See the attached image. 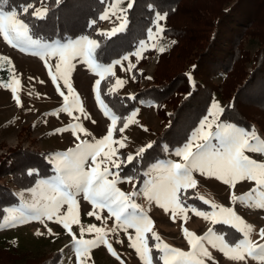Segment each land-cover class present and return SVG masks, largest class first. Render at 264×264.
Wrapping results in <instances>:
<instances>
[{"label": "snow or ice", "instance_id": "obj_1", "mask_svg": "<svg viewBox=\"0 0 264 264\" xmlns=\"http://www.w3.org/2000/svg\"><path fill=\"white\" fill-rule=\"evenodd\" d=\"M56 2L59 3V0ZM121 2L122 0H115V3L110 4L113 15H115V4ZM9 5L10 0H0V37L11 47L37 56L44 62L49 79L56 86L59 96L63 98V106L50 115L67 113L77 121L70 128L57 129V132L70 130L79 141L74 149L50 154L48 162L53 167L55 175L51 180L41 181L47 186V190L40 193L41 202L32 206L31 215H27L23 209H6L9 221L12 223L37 221L42 224L52 221L62 225L72 238L78 264H85L90 251L99 246L106 247L107 251L119 260L120 257L107 239L109 233L115 235L118 230L127 235L128 246L135 250L143 264H154V261L155 264H159L160 261L162 264H205L204 258L212 259L205 244L220 251L233 261H244L248 257L256 260L258 264H264V244L253 245L249 239L251 226L246 224L233 208L212 204V211H203L194 204L186 203L189 199L188 189L194 188L196 185L193 174L198 172L201 175L216 178L232 190L240 182H254L255 186L247 193L236 196L234 191L231 192L230 200L234 204H243L246 200L254 198L255 206L264 210V163L257 162L245 154L246 152L264 154V142L259 141L257 134L231 123L220 122V116L225 109L213 102L199 121V126L191 132L182 146L171 153L180 158L179 162L158 161L151 166V172L142 173L148 177L143 182L144 196L149 201H155L156 205L163 208L165 212L171 211L175 217L177 210L181 214L191 211L205 221L210 220L213 225H223L234 229L241 233L243 238L230 242L226 239L227 232L217 234L211 227L202 236L183 229L190 247V251L185 252L164 243L155 232H151L150 238L146 237L145 234L150 231L149 225L152 221L133 202L132 197L137 194L136 191L125 193L116 185L118 182H131L136 178L133 176L121 177L120 170L125 164H132L137 159H142L143 154L152 147V144L149 143L141 147L135 154L121 157L119 149L126 145L124 138L116 139L115 134H122L129 127V121L135 122L133 117L136 115V111L122 117L101 98V82L113 74V65H120L125 71H131L135 67L129 63L126 69L123 68L122 61H129V55H123L105 66L94 60L93 53L99 46L97 40L88 35L61 43L42 42L39 38L33 37L30 24L22 17L31 15L36 19H44L47 16V9H37L30 2L20 7ZM133 5L134 0H129L128 9H131ZM148 8L155 14L153 27L155 35L159 36L164 31L159 22L166 19V16L155 12V7L152 4H149ZM125 11L127 10L121 9L122 13ZM107 18L108 9L100 19ZM123 26L121 25V28ZM119 30L114 29L111 33L101 32L99 35H114ZM147 35L149 41L155 39L152 28L147 30ZM153 47H157V45L153 43ZM146 50L147 42L141 40L137 50L131 55L139 59L142 58V53ZM158 50L164 52L165 48L160 46ZM53 59L55 63L50 62ZM0 61H2L0 68L7 63L9 71H11L10 61L7 57H0ZM77 61L88 64L90 70L99 77L95 81V99L103 115L110 122L106 135L91 141L81 139V133L84 136L91 134L79 123L81 116L73 115L74 112H79L84 119L88 118L83 107L80 106L79 97L69 80V74L75 66L74 62ZM189 79L191 80V76ZM19 83L20 81L14 75L11 83L0 81V85L11 90L17 106L22 107L17 96L16 86ZM115 84L121 85L123 81L117 79ZM113 92L114 87L110 85L105 94ZM130 98L135 99L134 96ZM213 140L216 143H213ZM117 145L118 147H116ZM28 174L36 175L37 171L30 169ZM73 187L78 192H82L84 200L91 204L92 210L87 215L95 217L105 225L107 219L114 218L115 222L112 228L97 227L96 225H89L87 229L81 227L79 237H77L71 229L72 224L80 223L76 216L77 201L73 193L68 191ZM196 198L203 200L202 197ZM203 203L208 204L209 202L203 200ZM63 205H67L66 212L61 210ZM105 209L109 214L108 218L99 214ZM130 230H134V234ZM48 231L51 232V229ZM85 232L94 234L93 238L85 239ZM37 235L40 233L38 232ZM259 235L261 239H264V229L260 230ZM149 239L155 243L150 244ZM153 248L158 254V261L152 255ZM121 264H123L122 261Z\"/></svg>", "mask_w": 264, "mask_h": 264}, {"label": "trees", "instance_id": "obj_2", "mask_svg": "<svg viewBox=\"0 0 264 264\" xmlns=\"http://www.w3.org/2000/svg\"><path fill=\"white\" fill-rule=\"evenodd\" d=\"M109 1L59 0L57 3L56 0H10L9 6L20 7L30 2L37 9H47L44 19L31 15L22 17L30 24L33 37L42 42L82 35L96 39L99 47L93 56L101 63L123 56L147 38V30L154 28L155 18L154 12L149 11V4L154 5L155 12L166 16L159 22L164 29L165 51L156 52V68L151 83L144 88L137 87L130 95L105 94L112 76L102 81L100 86L101 98L122 117L128 116L139 101L148 99L155 103L157 114L168 119L151 140L152 147L147 149L142 159L125 164L120 170L122 177H136L134 188L144 179L143 169L163 156V144L172 149L183 143L206 114L215 96L226 99L221 106L225 111L220 121L253 128L254 115L264 119V0H134L133 7L128 9L127 6V11L123 12L124 27L114 35L102 36L99 35L103 32L100 30L103 22L100 17ZM247 35H254L259 43L252 54L243 44ZM148 51L143 52L140 62L144 61ZM247 61L251 64L246 71L244 64ZM133 72L136 73L135 70ZM216 74L223 75L219 83H215ZM6 76L4 73L1 77L4 79ZM132 96L135 99H131ZM164 104L169 105V112H165ZM263 119L261 125L264 129ZM48 161L45 150L20 146L1 155L0 221L8 207L20 203L12 185L26 189L38 179L49 176L53 167ZM30 169L36 170L37 174L29 175ZM4 176L7 179H3ZM191 191L194 192L193 188ZM190 198L199 202L196 195ZM149 243L154 244V241L149 239ZM0 254L3 257L1 264H57L61 255L58 249L32 254L18 247L15 240L2 235ZM152 255L158 261L154 248Z\"/></svg>", "mask_w": 264, "mask_h": 264}, {"label": "rangeland", "instance_id": "obj_3", "mask_svg": "<svg viewBox=\"0 0 264 264\" xmlns=\"http://www.w3.org/2000/svg\"><path fill=\"white\" fill-rule=\"evenodd\" d=\"M128 2L129 0H122L121 3H116L115 15H113V9L110 8V4L115 3V0H110L101 13V15H103L105 10L108 9V18L103 19L100 30L105 33H111L114 29H122L124 26L121 28V25H125V17L121 9H125L128 6ZM153 34L155 37L153 41L148 40V35L144 40L147 42V49L150 51L145 55L144 61L140 62L141 58L138 59L131 55V53L137 50L138 44L134 50L124 54L129 55V61H122L124 69L127 68L129 63L135 66L131 71L123 70L120 65H113V74L111 75L112 82L110 85L114 87V92L130 95L137 87L144 88L151 83V78L156 68V52L160 46L165 45V38L162 33L156 36L155 28H153ZM79 37L80 36L67 38L65 40H54L47 43L67 42L68 40L77 39ZM153 43H155L157 47H153ZM243 44L249 53L252 54L259 43L254 35H247ZM0 57H7L11 66V71H9V64L7 63L4 64V67L0 68V81L11 83L13 75L20 81L18 86H14L17 87V96L22 104V107H18L12 96L11 90L5 89L0 85V157L8 150L19 146L45 150L48 159L52 153H62L69 149H74L79 141L72 135V132L70 130L57 132V129H68L77 121L67 113L50 115V113L57 111L63 106V98L59 96L56 91V86L49 79L44 62L37 56L21 52L11 47L2 37H0ZM50 62L55 63V60L53 59ZM109 63L110 62L103 64L107 66ZM250 64L251 61H247L244 64L246 71L249 70ZM74 65V68L69 74V80L79 97L80 106L83 107L84 113L87 114L88 118L84 119L79 112H74L73 115L81 116L79 123L91 134L89 136H84L83 133H81L80 137L81 139H87L89 141L102 138L106 135L107 127L110 122L103 115L95 99V81L99 79V77L90 70L88 64L82 61L74 62ZM172 65L174 64L172 63ZM3 70L6 71L3 72ZM133 70H135L136 73H134ZM4 73H7V76L3 79L1 76ZM222 76L221 74H216L214 77L215 83H219L223 79ZM117 79L122 80L123 84L116 85L115 81ZM41 81H43V83H41ZM220 89L221 88H219V90ZM213 102L218 103L221 107L226 102V99L215 96L212 100V103ZM163 108L165 112H169L170 110L167 104H164ZM133 111H136V115L133 117L135 122L129 121V127L125 129L122 134H115L116 139L123 137L126 145L124 148L119 149L121 157L135 154L141 147L148 145L155 134L160 132L168 121L167 118L160 117V115L157 114L156 105L152 100L143 99L139 101V104L130 114ZM253 118L255 120L253 128H245L235 123L231 124L250 132L254 131L259 141L264 142V129L261 125L263 118L259 115H254ZM93 121H95V123H93ZM199 121L189 132L183 143L172 149H168V147L163 144V156L146 166L142 173L151 172V166L155 165L158 161L171 160L179 162L180 158L171 153H174L179 146L185 143L191 135V132L199 126ZM220 122L229 123L225 121ZM145 129H147V131H145ZM213 143H216V141L213 140ZM116 147H118V145ZM245 154L249 155L250 158L255 159L257 162L264 163V154L262 153L246 152ZM54 175L55 172L53 171L49 176L38 179L32 186L26 189L12 185L13 192L19 196L20 203L17 206H10L7 209H23L27 215H31L32 206L41 202L42 198L40 193L47 190V186L41 183V181L51 180ZM143 177L144 179L140 181V185L137 188L133 186L134 179L131 182H118L116 186L125 193L136 191L137 194L132 197L133 202L136 203L152 221L149 225L150 231L145 234L146 237L150 238L151 232H155L164 243L185 252L190 251V247L184 236L183 229H187L198 236H202L208 228L211 227L215 229L217 234L227 232L228 235L226 239L230 242H235L243 238L242 234L236 232L234 229L223 225H213L210 220L205 221L202 217H197L191 211L181 214L179 210H177L175 217H173L171 211L165 212L163 208L156 205L155 201H149L147 197L144 196L142 191L144 187L143 182L148 179V177L145 175H143ZM193 178L196 180V185L193 188L194 192L191 191L192 188L188 191L189 199L186 201L187 204H194L203 211H212V204L233 208L236 214L239 215L246 224L251 226L249 239L253 245L264 244V239H261L259 235L260 230L264 229V210L258 209L255 206L254 198L246 200L243 204H234L230 200L231 192L234 191L236 196L247 193L255 186L254 182H240L236 185L235 189L232 190L216 178L201 175L198 172L193 174ZM3 179H7V176H4ZM109 179H112V177H109ZM68 191L73 193L77 201L76 216L80 223L71 225V229L77 237H79L81 227L87 229L89 225H96L97 227L112 228L115 222L114 218L107 219L105 225L101 221L96 220L95 217L87 215V213L92 210V206L89 202L84 200L83 193L78 192L74 187L69 188ZM193 195L202 197L203 200H207L209 203L204 204L201 199H197L199 202H196L190 198V196ZM66 209L67 205H63L61 210L66 212ZM99 214L105 218L109 216L106 209L100 211ZM48 229H51V232H49ZM130 231H133L134 234V230ZM38 232L40 235H37ZM1 235L4 238L15 240L18 247L28 250L32 252V254L48 253L58 249L61 255L57 264H78L72 238L68 234V230L64 229L60 224L52 221H47L46 224L37 221H17L12 223L9 221L6 212L0 221V236ZM93 235L94 234L85 232L84 238L91 239ZM107 239L112 244L114 251L118 254L120 259L118 260L116 257L112 256L107 251L106 247L99 246L90 251L85 264H121V261L123 264H143L135 250L128 246L129 240L125 233L118 230L115 235L109 233ZM205 246L208 248L212 257V259L204 258L205 264H258L256 260L248 257H246L244 261H233L225 257L220 251L211 248L209 245L205 244ZM1 256L0 254V264L1 261H3V257Z\"/></svg>", "mask_w": 264, "mask_h": 264}]
</instances>
